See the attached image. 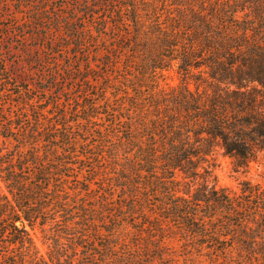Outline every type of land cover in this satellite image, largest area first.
<instances>
[{"label": "trees", "instance_id": "16d2710c", "mask_svg": "<svg viewBox=\"0 0 264 264\" xmlns=\"http://www.w3.org/2000/svg\"><path fill=\"white\" fill-rule=\"evenodd\" d=\"M93 3L34 19L71 29L74 98L13 94L0 54V264H264V187L213 173L264 164V0Z\"/></svg>", "mask_w": 264, "mask_h": 264}, {"label": "rangeland", "instance_id": "374dc122", "mask_svg": "<svg viewBox=\"0 0 264 264\" xmlns=\"http://www.w3.org/2000/svg\"><path fill=\"white\" fill-rule=\"evenodd\" d=\"M89 0H0V22L3 27L0 34V54L2 59L8 64L10 81L9 88L13 94L25 88L33 89L51 85L53 86L52 97H58L62 100L74 98L78 95L80 85L75 81L77 72L70 69L71 66L77 69L79 64L77 60L76 49L71 41L66 37L70 34L68 26L62 28L58 34H49L45 37V27L41 28L43 22L34 20L37 18L36 11L41 8H49V14L46 18L55 16L52 9L57 7L60 10L61 22L66 23L73 13L84 14L85 2ZM96 8L94 12L99 13L106 6L107 0H93ZM80 22H77L79 25ZM44 26L49 27L47 23ZM38 35L42 36L39 38ZM50 40H55L57 46L54 47ZM60 41L66 48L64 53H60L56 60H47L52 58V53L61 49ZM70 54V56H69ZM81 58V57H80ZM50 63V66H47ZM172 79L168 80L170 84H177L175 73L170 71ZM55 79L57 81H55ZM68 90H72L69 92ZM90 92H93L91 89ZM31 95L37 94L34 90ZM41 98L46 95L40 93ZM15 96V95H14ZM50 97V98H52ZM81 97V96H80ZM18 100L17 97H13ZM60 108V107H59ZM73 108H76L73 105ZM213 173L216 178V185L225 188L232 193H240L239 182L241 180H250L253 184H260L264 187V164L252 163L248 172L244 169L235 172L232 160L217 150L213 160ZM36 246L41 255L45 256L47 245L43 242L42 234L38 231H30Z\"/></svg>", "mask_w": 264, "mask_h": 264}]
</instances>
